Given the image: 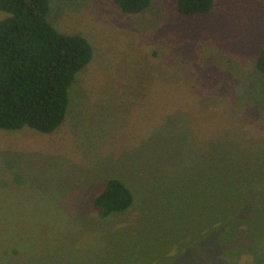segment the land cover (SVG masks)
<instances>
[{"label": "rangeland", "instance_id": "rangeland-1", "mask_svg": "<svg viewBox=\"0 0 264 264\" xmlns=\"http://www.w3.org/2000/svg\"><path fill=\"white\" fill-rule=\"evenodd\" d=\"M49 1L94 53L57 129H0V264H264V0L189 17L176 0ZM110 177L135 199L101 218ZM215 182L245 198L231 244L203 224Z\"/></svg>", "mask_w": 264, "mask_h": 264}, {"label": "trees", "instance_id": "trees-1", "mask_svg": "<svg viewBox=\"0 0 264 264\" xmlns=\"http://www.w3.org/2000/svg\"><path fill=\"white\" fill-rule=\"evenodd\" d=\"M125 13L136 14L154 0H114ZM215 0H176L178 14L201 16L209 13ZM0 129L20 130L29 127L49 133L63 122L69 105V88L76 74L93 58V46L80 34H68L57 29L48 18L49 0H0ZM257 69L264 74V46L256 58ZM215 182L206 184L215 191L214 207L206 205L203 223L215 231L221 244L227 242L224 229L237 228L244 199L230 196L236 188ZM133 191L118 177L106 180L93 198L98 216H108L127 210L134 203ZM230 201H237L233 205ZM211 205V204H210ZM215 211L214 214L209 213ZM230 211V212H229ZM201 231L200 238L205 233ZM223 234V236H221ZM195 242L196 238H192Z\"/></svg>", "mask_w": 264, "mask_h": 264}]
</instances>
